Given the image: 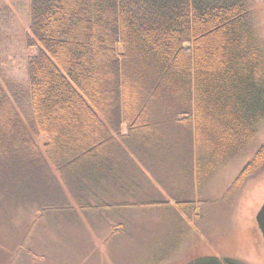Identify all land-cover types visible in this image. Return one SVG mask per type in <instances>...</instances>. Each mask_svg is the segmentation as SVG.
<instances>
[{"label":"trees","instance_id":"1","mask_svg":"<svg viewBox=\"0 0 264 264\" xmlns=\"http://www.w3.org/2000/svg\"><path fill=\"white\" fill-rule=\"evenodd\" d=\"M24 40L25 92L0 80V198L39 202L22 243L51 205L72 209L62 186L91 224L169 205L134 177L156 174L175 148L192 164L183 179L199 190L253 146L264 119V35L250 0H29ZM258 148L230 189L264 163ZM198 198L172 200L195 220Z\"/></svg>","mask_w":264,"mask_h":264},{"label":"rangeland","instance_id":"2","mask_svg":"<svg viewBox=\"0 0 264 264\" xmlns=\"http://www.w3.org/2000/svg\"><path fill=\"white\" fill-rule=\"evenodd\" d=\"M250 4L264 35V0H250ZM28 24L29 0H0V80L7 91L10 87L26 90L28 49L24 37ZM39 138L42 146L43 136ZM263 143L264 119L253 146L239 157L221 163L212 179L199 190L191 186V179H183L188 177L192 164L185 156L176 154L175 148L168 162L155 166L156 174L141 168L134 177V182L145 190L156 186L159 195L155 196L166 199L169 205L125 208L116 211L117 216L107 215L105 219L93 215V224L76 210L75 202L62 186L67 200L64 206L72 209L65 212L54 209L56 206L50 203L52 212L42 216L25 243V232L39 202L35 206L0 198V264H195L197 257H193L203 254L237 257L245 264H264V238L255 218L264 201V163L238 187L230 189L240 169ZM51 167L58 177L54 166ZM185 194L203 200L197 205L200 215L195 220L174 207L172 197ZM116 222L123 225L122 231L110 229Z\"/></svg>","mask_w":264,"mask_h":264},{"label":"water","instance_id":"3","mask_svg":"<svg viewBox=\"0 0 264 264\" xmlns=\"http://www.w3.org/2000/svg\"><path fill=\"white\" fill-rule=\"evenodd\" d=\"M255 218L257 221V226L259 227L262 237L264 238V201L256 212Z\"/></svg>","mask_w":264,"mask_h":264}]
</instances>
